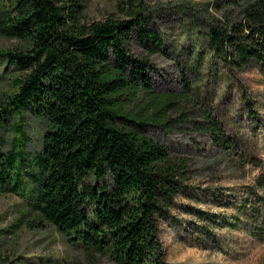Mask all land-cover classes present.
Here are the masks:
<instances>
[{"label":"trees","instance_id":"trees-1","mask_svg":"<svg viewBox=\"0 0 264 264\" xmlns=\"http://www.w3.org/2000/svg\"><path fill=\"white\" fill-rule=\"evenodd\" d=\"M115 1L113 14L86 22L87 0H0V37L16 43L0 49V192H16L5 186L19 160L38 175L33 208L41 222L92 257L168 264L160 223L191 178L187 160L147 136L168 123L148 59L165 54L166 41L144 0ZM239 16L209 24L199 47L231 71L264 73V0H245ZM203 115L214 145L233 150L218 122ZM7 132L15 138L5 151ZM30 132L40 135L32 158ZM248 189L257 200L244 203L246 223L263 241L264 173ZM204 215L201 222L216 223Z\"/></svg>","mask_w":264,"mask_h":264},{"label":"rangeland","instance_id":"rangeland-1","mask_svg":"<svg viewBox=\"0 0 264 264\" xmlns=\"http://www.w3.org/2000/svg\"><path fill=\"white\" fill-rule=\"evenodd\" d=\"M144 2L166 41L165 54L148 59L154 68L150 73L154 92L164 100L168 122L150 127L147 136L164 145L172 158L187 160L191 178L160 223L166 260L168 264H264V239L252 236L243 207L257 200L248 188L264 173V73L257 67L231 71L207 58L199 47L209 24L239 21L245 0ZM115 4V0H87L84 21L104 20L115 12ZM15 44L0 37V49ZM195 52H202L201 60L195 59ZM1 88L8 90L6 82ZM204 112L233 141V150L214 145ZM27 120L31 122L29 116ZM30 136L27 151L32 158L39 151L40 135L30 132ZM3 138L8 151L15 134L7 132ZM35 171L18 160L5 186L16 192H0V264H114L102 256L92 257L80 242H70L39 220L33 208L40 185ZM257 194L263 195L260 190ZM200 213L213 216L216 223L201 222ZM202 223L211 238L204 235Z\"/></svg>","mask_w":264,"mask_h":264}]
</instances>
